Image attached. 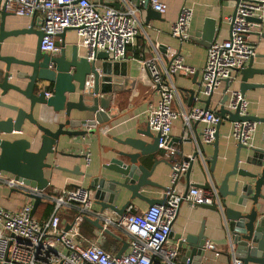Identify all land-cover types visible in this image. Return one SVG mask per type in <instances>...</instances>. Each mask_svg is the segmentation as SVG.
Instances as JSON below:
<instances>
[{"label": "built area", "instance_id": "2783aa9c", "mask_svg": "<svg viewBox=\"0 0 264 264\" xmlns=\"http://www.w3.org/2000/svg\"><path fill=\"white\" fill-rule=\"evenodd\" d=\"M107 1H116L118 6L113 7ZM145 3L160 14L166 9V5L159 0H138L137 5ZM263 8L264 0L235 1L233 18L227 17V36L214 40L206 48L204 63L199 70L195 101L216 91L224 79H232L234 70L243 67L249 57L254 55L247 36L256 23L248 18L259 19ZM137 10V6H132L127 0H0V12L25 17H32L36 13L41 15L39 29L43 36L39 42V51L57 53L60 40L56 35L64 28H72L76 44L84 49L87 60H91L96 52H104L110 60L121 59L126 46L137 34ZM191 16V8L181 5L176 18L168 27L169 35L178 43L189 38ZM168 56L166 63L159 61L160 66L156 58L138 61L147 70L150 87L157 96L155 102L149 105L147 126L158 135V149L168 152L171 151L168 144L173 120L180 117L185 125L199 120L204 125L200 134L193 138L195 150L199 151L204 144L213 141L214 127L219 117L216 110H203V104L180 112L172 110L171 102L175 94L173 76H189L195 69L184 64L178 51L171 50ZM229 86L226 89L224 108L229 111L237 108L238 115H246V98L238 88ZM50 94L49 91L44 92L45 97ZM255 128L256 122L253 120L231 121L228 135L230 141L235 145L250 146ZM88 155V152L84 153L85 164L88 163ZM187 166L188 161L182 158L172 161L170 185L165 191L164 203L148 204L141 212H135L128 206L120 216L108 209L98 212L92 208L91 193L80 185L62 189L59 195L51 197L52 208L43 221H37L29 215L30 203L23 204L16 211L4 209L0 205V264H189L187 257H178L177 243L182 237L177 238L173 244H167L170 225L181 196L175 189V183ZM0 182L13 191L40 197L46 195L11 175H0ZM207 184L206 189L189 187L185 199L192 205L219 206L216 186L211 181ZM65 207L73 208L74 214L68 221L62 222L59 210ZM83 216L99 219L102 228L97 229L94 240H85L80 232ZM65 224H68V228L63 230ZM109 227L121 230L127 242L126 249L118 257L104 251L100 245L105 233L103 229ZM203 247L214 249V245L207 241ZM231 264L241 262L232 258Z\"/></svg>", "mask_w": 264, "mask_h": 264}, {"label": "crops", "instance_id": "0c3cea01", "mask_svg": "<svg viewBox=\"0 0 264 264\" xmlns=\"http://www.w3.org/2000/svg\"><path fill=\"white\" fill-rule=\"evenodd\" d=\"M132 6L138 8L136 17L138 19L137 34L133 41L125 48L124 56L119 60L106 59L103 62L105 74L111 78L110 85V101L108 105L109 119L106 123L101 125L98 129L91 127V130L84 136H64L61 135L57 139V151L78 154L79 156H68L53 154L48 155L47 161H52L53 168L44 169V176L48 179L46 190L49 194L42 197L41 202L37 205L33 218L37 221L45 220L52 208L51 197L59 195L62 189L73 188L74 186L88 187L91 179L96 177L99 172L104 175L106 170L101 168L102 164H106L108 159L113 156L111 150H125L128 149L126 145L122 144L125 138H140L148 141V138L138 134L136 131L144 129L147 125L146 118L149 105L156 100V92L151 89L148 72L142 68L138 63L139 60L146 58H156L157 65L160 66L159 61L166 63L168 61V53L171 50L178 51L183 58L184 64L193 67L197 70L195 81L193 82L192 75L186 76L176 74L173 76L175 85V94L171 102L172 110L180 112L187 110L191 106L202 105L198 101L193 100L191 105L188 106V90L196 89L199 84V70L202 67L205 59L206 48L198 42L192 40L190 36L195 32H199L202 28L205 18H211L216 21L218 30L215 33L214 40L224 39L228 34L227 17L231 15L234 9V0H159L166 5L165 11L160 14L158 19H148L145 21V10L142 6H138V0H127ZM116 1H107L106 3ZM181 5L189 6L192 10L188 33L189 38L182 43H178L168 33V27L171 22L176 18L178 9ZM12 17H16V21H12ZM41 17L36 13L33 18ZM31 17L15 16L7 13L4 16L3 27L5 30L13 28L27 27ZM260 22H255L256 25L252 28L247 36L248 42L252 45L254 56L252 58L251 66L254 68H264V8L260 15ZM33 28H36L33 26ZM76 36L73 30H66L63 36L64 49L66 54L70 52L73 45L82 48L81 46L73 43ZM60 43V42H59ZM58 46L60 47V44ZM73 43V44H72ZM35 45V36L33 34H19L16 36L6 37L0 45V56H11L16 59L26 60L30 58V53ZM77 49V48H76ZM77 51V50H76ZM79 55H84V49L77 51ZM257 55V56H255ZM102 63V62H101ZM4 63L0 60V68ZM96 66H100V62H96ZM22 69L17 64H11V71ZM10 82L22 85V81H16L14 78ZM249 81L264 83V75H255ZM198 82V84H195ZM238 84V75L233 73L229 87H236ZM219 88L212 92V97L208 105L209 110L217 109V99L220 98ZM44 91L51 92V86L44 83ZM106 96V94H103ZM244 97L247 100V114L261 116L264 111V88H255L246 90ZM0 101L3 103H11L26 107V100L15 92H9L4 96H0ZM10 113L5 108L0 107V118H4ZM33 117L43 126L49 127L53 130L56 123L59 122V114L52 113L51 109L46 106L36 105L33 109ZM72 118L87 117L86 113L71 112ZM201 121H190L185 125L180 117L173 120L170 129L169 142L170 150L164 152L159 149L156 158L168 159L174 151H179L180 156L174 155V160L181 159L183 156H190L195 151L194 137L196 133L201 132L203 128ZM38 132L34 126L24 121L22 129L19 132H14L13 137L29 139L31 132ZM151 131V130H150ZM230 122L223 121L218 127V143H217V157L209 171L210 164L203 162L210 159L212 156L213 148L211 144H204L202 146L201 164L198 160L193 161L192 170L189 173V183H208L211 181L217 186L222 180L225 172L232 166L235 144L230 141ZM262 125L256 123L255 132L253 134L251 144L249 147L262 148L264 142L262 138ZM187 139V140H185ZM38 146V139L35 140L33 150ZM241 148L239 150V167L246 170L258 171V168L244 163L243 159L252 154L251 149ZM88 152V163H84V153ZM198 157V156H197ZM199 163V164H198ZM264 163V162H263ZM74 168V169H73ZM73 170L74 172H70ZM169 165L158 163L149 180L156 183V185H145L138 189L139 196L129 198L130 193L127 190H122L121 196L115 201L116 206L122 205L126 200L128 207L135 212H141L148 205V199H158L164 191L161 187H168L169 182ZM81 172V173H80ZM87 174V176L85 175ZM1 176H8L7 173H1ZM111 177L110 175H108ZM237 176L228 178L227 188L231 189L232 181ZM184 186V178L181 176L175 183V189L181 194ZM91 191V188H89ZM89 191V192H90ZM264 194V186L261 188ZM227 200V198H226ZM229 200H232L229 198ZM228 201V200H227ZM32 200L22 194L10 190L0 182V205L7 210L16 211L23 204H31ZM127 207V208H128ZM94 210H98V206L92 204ZM74 214L73 208H62L59 210V216L62 222L68 221ZM93 218L91 216H88ZM82 220L80 223V232L85 240H94L97 234V229L90 225H83ZM89 234L82 232L81 226ZM89 228H88V227ZM200 227H202V235L204 242H210L214 245V249L204 248L203 256L200 259L201 264H231L228 263L226 253H228V245L226 242V230L223 222L218 214L202 207L190 204L185 198L180 201L177 207V212L171 222V237L167 239V244H173L177 240V236L183 237L186 234L196 235ZM110 234L104 233L100 245L104 251L107 249H116L114 255L121 246V240H125L123 232L117 228L109 227ZM108 235L109 237H105ZM179 237V238H180ZM113 240H112V239ZM85 244V243H84ZM187 250V246L181 245L178 250V257L183 259ZM110 253V252H108ZM217 253V254H216ZM111 254V253H110ZM252 264V263H248Z\"/></svg>", "mask_w": 264, "mask_h": 264}, {"label": "water", "instance_id": "95a60500", "mask_svg": "<svg viewBox=\"0 0 264 264\" xmlns=\"http://www.w3.org/2000/svg\"><path fill=\"white\" fill-rule=\"evenodd\" d=\"M108 4L117 7L114 2H109ZM142 7L145 10V21L159 18L160 13L152 10L148 3L142 4ZM6 15L7 13L0 12V45L6 37L19 34H33L35 36V45L30 53V58L26 60L16 59L11 56H0V60L4 63V66L0 68V96L15 92L27 102L26 107L23 108L16 104L0 101V107L10 112L4 118H0V173H7L14 179H21L24 184L43 192L48 185V179L43 174L44 169L54 167L52 161H47L48 155L79 156L78 154L57 151L58 137L61 135L84 136L91 130V127L98 129L109 119L108 105L111 98V78L105 74L106 72L103 68V62L107 59V56L104 52H96L91 60H87L85 55L77 53L75 45L66 54L63 46V36L66 30H73L72 28H64L56 35L60 40V47L57 53H43L39 51V42L43 36V32L39 29L41 18H33L32 16L27 27L5 30L3 20ZM233 15L234 9L230 17L233 18ZM248 19L257 23L260 22V19L255 17ZM33 26L36 28H33ZM217 30L216 21L211 18H205L200 31L193 33L190 38L204 47H208L214 41ZM253 56L249 57L243 67L234 70V73L238 75L237 88L243 95L246 90L264 88V83L249 81L255 75H264V68L251 66ZM96 62H100V66H96ZM11 64H17L22 69L11 71ZM196 75L197 70L192 75L193 82ZM12 78L16 81H22V85L10 82L9 80ZM231 80H223V86L219 92L220 98L216 102L217 109L215 113L219 119L214 127L213 141L209 143L212 145L213 152L210 159L203 161L210 164L209 171H212L216 161L218 127L223 121L231 122L246 119L260 123L263 131L261 140L264 142V111L261 116L251 114L238 115L237 108L233 111L224 108L223 105L227 97L226 89L230 85ZM44 83L51 86V94L48 97L44 96ZM195 84H198V82H195ZM188 93L189 106L195 100L196 92L190 89ZM103 94H106V96H103ZM211 97L212 92L204 99L198 100L203 104V110L208 109ZM36 105L46 106L51 109L52 113L59 114V122L56 123V127L53 130L43 126L33 117V109ZM72 111L86 113L87 117L72 118ZM24 121L34 126L38 135L34 131L28 134L29 139L12 138V131L19 132ZM198 121L196 120L195 122ZM136 132L148 138V141L140 138H125L122 140V144L126 145L128 149H112L113 156L108 159L106 164L101 165V168L106 170L107 173L104 172V175L99 176V172L96 177L91 179V183L86 188L88 191L91 188L92 201L98 206V212L108 209L120 216L128 206L129 201L126 200L122 205L116 206L115 201L121 196L122 190H127L130 193L129 198L138 197L137 191L140 187L156 185V183L149 180V177L158 163L161 162L170 167L171 162L174 161V155L180 156L179 151H174L168 159L156 158L159 152L157 133L150 131L147 125L144 129ZM199 134L200 132L196 133L197 136ZM36 139H38V146L33 150ZM168 145L170 146V142ZM241 148L248 147L241 144L235 145L232 166L225 172L222 180L216 186L220 205L200 204L196 206L218 214L223 222L226 230V242L229 248L228 253H226L228 263L232 258H236L240 260L241 264H264V194L261 192V188L264 186V147H249L248 149H251L252 154L243 159L244 163L258 168V171L246 170L238 166L241 161L239 159V150ZM201 153L202 147L199 148V151H193L190 158L188 156L182 157L183 160L188 161V166L182 174L184 186L179 203L185 198L189 187L201 189L208 187L207 183H189V173L192 170L193 161L196 159L201 164ZM69 171L74 172L73 170ZM85 175L87 176V174ZM232 176H237V178L232 181L231 189L228 190L227 181ZM161 189L164 194L158 199H148V204L164 203L167 187H161ZM18 193L32 200L29 212V215L32 216L42 197L19 191ZM229 198L232 200H229ZM83 220L96 229L102 228L98 221L99 219L96 217L83 216ZM67 228L68 224H65L63 230ZM103 230L105 233L110 234L108 229ZM171 233L170 229L168 238L171 237ZM177 237L179 238L180 236ZM177 244L178 247L181 245L187 246L184 257L189 259V264H201L200 259L204 252L202 227H200L196 235L186 234L182 239L178 240ZM126 247L127 242L121 240V246L115 257L124 252Z\"/></svg>", "mask_w": 264, "mask_h": 264}, {"label": "trees", "instance_id": "16d2710c", "mask_svg": "<svg viewBox=\"0 0 264 264\" xmlns=\"http://www.w3.org/2000/svg\"><path fill=\"white\" fill-rule=\"evenodd\" d=\"M44 194H49V192L46 190V188L44 189ZM84 224H86L87 225V223L86 222H84L83 221V225ZM83 225L81 226V230H82V232H84L85 234H89V231H85V229H83ZM88 227V226H87ZM89 228V227H88ZM105 237H109L108 235H105ZM110 238V237H109ZM112 239V238H111ZM113 240V239H112ZM108 251L107 252H110L111 254H113L114 255V253H115V251H116V249L114 248V249H111V250H109V249H107Z\"/></svg>", "mask_w": 264, "mask_h": 264}, {"label": "rangeland", "instance_id": "374dc122", "mask_svg": "<svg viewBox=\"0 0 264 264\" xmlns=\"http://www.w3.org/2000/svg\"><path fill=\"white\" fill-rule=\"evenodd\" d=\"M13 19H12V21H16V17H12ZM73 43H77V40H76V38H75V40H73ZM72 43V44H73ZM77 45V44H76ZM77 48V51H79V50H82V48H79V47H76ZM4 185V184H3ZM60 249H61V247L60 246H58Z\"/></svg>", "mask_w": 264, "mask_h": 264}]
</instances>
